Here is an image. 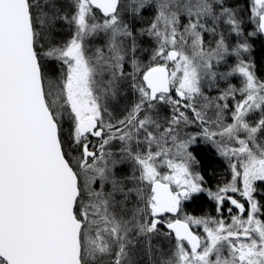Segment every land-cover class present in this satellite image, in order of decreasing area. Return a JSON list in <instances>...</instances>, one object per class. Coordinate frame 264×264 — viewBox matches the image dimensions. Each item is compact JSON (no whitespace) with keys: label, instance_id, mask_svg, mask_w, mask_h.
<instances>
[{"label":"snow or ice","instance_id":"snow-or-ice-1","mask_svg":"<svg viewBox=\"0 0 264 264\" xmlns=\"http://www.w3.org/2000/svg\"><path fill=\"white\" fill-rule=\"evenodd\" d=\"M261 34L264 0H0V264H264Z\"/></svg>","mask_w":264,"mask_h":264},{"label":"rangeland","instance_id":"rangeland-1","mask_svg":"<svg viewBox=\"0 0 264 264\" xmlns=\"http://www.w3.org/2000/svg\"><path fill=\"white\" fill-rule=\"evenodd\" d=\"M249 30H252V28H250ZM261 35L264 38V34H261ZM232 63H235V59L234 58H231V60L229 59V64H232ZM232 82L236 83V84H239V77L238 76L235 77L232 80ZM211 95H216V93L213 92V93H211ZM188 131L192 132V131H196V129L195 128H189ZM197 146H201V148H202L201 151L205 152L209 156L210 160H214L215 161L216 159H219L220 162H221L222 170L225 172L224 180L220 179V180H218L215 183L213 182V183H210L209 185H204V187L206 189H211L212 191H215L218 184L222 185L224 183H227L231 179L230 172L228 170V165L225 162V160L222 157H220L210 145H205L204 143H202L200 141H197V143L194 144L193 146H191V148L189 149L193 153V155H194L193 149L195 151L197 149ZM162 171H167V169H162ZM195 171L200 173V171H199L197 166L195 168ZM203 194L205 195V202H206L204 204L205 205V209L203 210V212H202V209L199 208L200 205L198 204L196 207H190L188 209L186 208V211L183 210L180 213L179 218H183L184 214L193 215V216H197V217H203V216L216 217L218 214L216 212V204H215V202L208 197L206 192L203 193ZM198 195H200V193L199 194H194L193 197L190 200L183 201V202L187 203V202L191 201V204H194V202L197 201L196 199H197ZM259 198H260V196L257 194V199H259ZM228 207H229V204L226 202L224 204V208H223V216L225 218H228V212H227V208ZM191 212H194V214H192ZM261 218L264 219V216H262ZM229 222H230V220H229ZM193 231L194 232H202V229L201 228H193Z\"/></svg>","mask_w":264,"mask_h":264},{"label":"trees","instance_id":"trees-1","mask_svg":"<svg viewBox=\"0 0 264 264\" xmlns=\"http://www.w3.org/2000/svg\"><path fill=\"white\" fill-rule=\"evenodd\" d=\"M246 27L248 31H251L249 30L250 28H252L251 25H247ZM249 42L252 45V47H251V51L247 54V58L250 59L254 64L257 76L260 77L261 79H264V38L262 35L261 36L257 35L255 37L249 38ZM193 152H194V156L199 161L197 165L198 169L200 166L202 168V171L205 174H208V176L204 177L205 180L204 185H209L210 183L213 182L215 183L220 179L224 180L225 177L222 174V169H220L218 163L210 160L209 156L202 155L201 150H196ZM196 200L198 204L199 202L202 203V195L198 196ZM191 213L194 214V212Z\"/></svg>","mask_w":264,"mask_h":264},{"label":"flooded vegetation","instance_id":"flooded-vegetation-1","mask_svg":"<svg viewBox=\"0 0 264 264\" xmlns=\"http://www.w3.org/2000/svg\"><path fill=\"white\" fill-rule=\"evenodd\" d=\"M202 148H201V146H197V149L196 150H201ZM195 150V151H196ZM193 151H194V149H193ZM202 155H205V156H208L205 152H202ZM212 161H214V160H212ZM214 162H216V163H218V165L220 166V169H222V166H221V162H220V160L219 159H216ZM199 171H201V173H202V176L203 177H206V176H208V174H205L203 171H202V168L199 166ZM222 174L224 175L225 174V172L222 170ZM225 176V175H224ZM200 195H202V203L201 202H199V208L200 209H202V212H203V210L205 209V195L203 194V193H200ZM200 195H198V196H200ZM197 196V197H198ZM197 202L195 201L194 202V204H191V201H189V202H187V203H182V208H183V210H185L186 211V208L188 209V208H190V207H196L197 206ZM203 214V213H202ZM169 215V217H171L172 216V214H168ZM179 218V217H178ZM155 243H160V242H163L164 244H167L168 242L167 241H160V240H157V241H154Z\"/></svg>","mask_w":264,"mask_h":264}]
</instances>
